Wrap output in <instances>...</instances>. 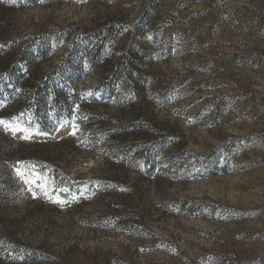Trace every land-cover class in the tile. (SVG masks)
<instances>
[{"label": "rangeland", "instance_id": "rangeland-1", "mask_svg": "<svg viewBox=\"0 0 264 264\" xmlns=\"http://www.w3.org/2000/svg\"><path fill=\"white\" fill-rule=\"evenodd\" d=\"M1 46L0 264H264V0H0Z\"/></svg>", "mask_w": 264, "mask_h": 264}, {"label": "trees", "instance_id": "trees-1", "mask_svg": "<svg viewBox=\"0 0 264 264\" xmlns=\"http://www.w3.org/2000/svg\"><path fill=\"white\" fill-rule=\"evenodd\" d=\"M103 33V32H102ZM101 32L99 33V35ZM105 36V35H104ZM0 79L3 81H7L10 85L13 86H20L23 87L27 82L28 74H29V69L31 67V64L29 65H22L20 63H17L16 60H12V56L10 53L3 48L2 46L0 47ZM119 72L123 71V67H119L117 70ZM132 73H126V76H130ZM142 81V78L136 77L134 80V89H139L138 87L140 86ZM30 82V81H29ZM28 82V83H29ZM27 83V84H28ZM30 92L31 96H34L36 99H38L39 103H45V98L46 95H43L44 97L41 99L39 98L40 95H42V91L40 90V86H38L36 83L31 84L30 89L28 90ZM65 108H58L56 111L57 115H60L62 113H65L66 111L64 110ZM63 111V112H62ZM68 115V114H66ZM77 123H81L80 121L76 120Z\"/></svg>", "mask_w": 264, "mask_h": 264}]
</instances>
